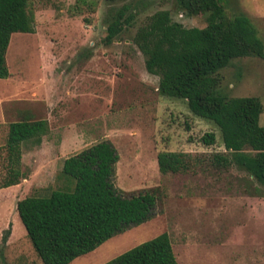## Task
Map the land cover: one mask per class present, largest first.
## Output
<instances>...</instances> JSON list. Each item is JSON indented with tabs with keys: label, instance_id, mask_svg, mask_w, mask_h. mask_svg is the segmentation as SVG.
<instances>
[{
	"label": "rangeland",
	"instance_id": "1",
	"mask_svg": "<svg viewBox=\"0 0 264 264\" xmlns=\"http://www.w3.org/2000/svg\"><path fill=\"white\" fill-rule=\"evenodd\" d=\"M124 4L135 9L136 18L106 43L107 24ZM225 5L230 16H248L264 43V0H226ZM29 9L35 32L11 34L10 75L0 78L5 115L0 186L7 178L8 123L46 118L49 132L40 146H23L26 178L15 189L0 190V253L6 264H43L17 201L71 187L61 173L63 160L104 139L119 153L115 186L125 193L155 188L156 213L69 264H103L163 232L179 264H264V224L254 220L264 215V185L236 164L213 161L214 154L225 152L218 127L193 114L185 99L161 95L159 77L147 72L131 40L146 17L160 9L170 10L187 27L205 26L207 15H190L175 0H31ZM218 75L221 94L260 99L259 124L264 125V59H232ZM160 151L187 152L193 165L163 174Z\"/></svg>",
	"mask_w": 264,
	"mask_h": 264
},
{
	"label": "trees",
	"instance_id": "2",
	"mask_svg": "<svg viewBox=\"0 0 264 264\" xmlns=\"http://www.w3.org/2000/svg\"><path fill=\"white\" fill-rule=\"evenodd\" d=\"M30 1L0 0V78L10 75L6 53L11 34L35 32ZM175 3L190 15L206 14L207 24L187 27L174 20L170 10L160 9L146 17L131 40L144 56L147 72L159 77V93L185 99L193 114L218 127L225 152L214 154L213 161L224 166L236 164L264 185V125L259 124L262 103L255 96H225L218 91L219 70L235 58L264 59V43L248 16L227 14L226 0ZM135 18V9L122 5L107 24L104 41L112 42ZM48 132V121L43 118L8 123L7 178L0 187L26 178L21 170L23 146L40 145ZM118 160L119 153L110 140L92 143L63 160L61 173L71 187L17 201L19 217L43 264H69L155 215V188L125 193L115 186ZM193 162L192 156L182 151H160L157 155L163 174L185 172ZM0 264H6L1 253ZM103 264L179 263L169 235L163 232Z\"/></svg>",
	"mask_w": 264,
	"mask_h": 264
},
{
	"label": "crops",
	"instance_id": "3",
	"mask_svg": "<svg viewBox=\"0 0 264 264\" xmlns=\"http://www.w3.org/2000/svg\"><path fill=\"white\" fill-rule=\"evenodd\" d=\"M43 119H46V118H43ZM4 122H5V115H4V110H3V104H2V101L0 100V128L2 127ZM73 139H74V137L71 134L68 135L67 141H72ZM42 142L45 143V141H43V138H42ZM42 142L40 143V145L42 144ZM40 145H38V146H40ZM33 147H36V146H33ZM18 185H19V183L15 184V185H10L8 187H0V190L1 189H5V190L15 189ZM247 197L252 199V197L250 195H248ZM254 220L259 221L263 225L264 224V215H262L261 217H256Z\"/></svg>",
	"mask_w": 264,
	"mask_h": 264
}]
</instances>
